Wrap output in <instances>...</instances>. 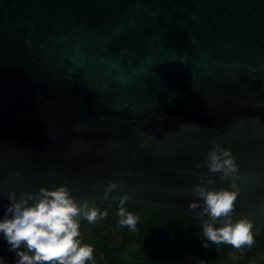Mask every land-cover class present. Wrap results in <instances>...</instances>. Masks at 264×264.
<instances>
[{"label": "water", "instance_id": "water-1", "mask_svg": "<svg viewBox=\"0 0 264 264\" xmlns=\"http://www.w3.org/2000/svg\"><path fill=\"white\" fill-rule=\"evenodd\" d=\"M214 142L240 167L233 219L261 237L264 0H0V219L11 191L67 186L203 229L192 186L232 182L197 168ZM109 180L122 190L105 199ZM9 248L0 234V257Z\"/></svg>", "mask_w": 264, "mask_h": 264}, {"label": "clouds", "instance_id": "clouds-1", "mask_svg": "<svg viewBox=\"0 0 264 264\" xmlns=\"http://www.w3.org/2000/svg\"><path fill=\"white\" fill-rule=\"evenodd\" d=\"M201 167H207L210 174L220 173L222 181H232L228 188L217 190L203 186L205 182L211 186L214 181L201 176L199 184L192 186L193 195L200 203L190 204V209L200 218L210 217L203 225L204 247L212 244L230 245L237 250L245 246L250 248L255 243L253 220L247 216L233 219L242 191L236 181L242 177L231 149L214 142L213 150L197 165V168ZM14 176L20 178L19 173ZM97 189L98 186H92L93 191ZM118 189L121 186L109 180L104 190L105 199ZM130 199L129 195H124L119 201V224L135 231L140 218L124 207ZM8 200L10 205L0 219V234L10 245L9 251L15 253L16 264H95L94 247L80 239V220L83 218L89 224H95L107 218V210L101 211L95 204L90 206L87 200L77 201L67 186L21 192L19 198L11 191ZM201 207L203 211L197 212ZM216 221H220L221 226L216 227ZM22 247L26 250H21Z\"/></svg>", "mask_w": 264, "mask_h": 264}, {"label": "trees", "instance_id": "trees-1", "mask_svg": "<svg viewBox=\"0 0 264 264\" xmlns=\"http://www.w3.org/2000/svg\"><path fill=\"white\" fill-rule=\"evenodd\" d=\"M126 205L135 208V205ZM154 210L158 213L151 215L152 218L156 217L152 225L159 233L157 242L160 248L151 252L136 248L131 254L132 258L127 256L117 260L119 256L116 255L109 259L108 264H185L188 256L203 264H264V232L261 237L254 236L255 243L250 248L245 246L239 249L229 261L221 251V245L204 247L203 229L191 219L177 211L167 213L157 208ZM215 226L221 225L215 222ZM16 260L15 253H11L9 262L12 264Z\"/></svg>", "mask_w": 264, "mask_h": 264}, {"label": "flooded vegetation", "instance_id": "flooded-vegetation-1", "mask_svg": "<svg viewBox=\"0 0 264 264\" xmlns=\"http://www.w3.org/2000/svg\"><path fill=\"white\" fill-rule=\"evenodd\" d=\"M96 207L101 211L107 210V218L98 220L95 224H89L85 220L80 225V239L83 243L90 244L95 249L93 253L95 264H108L109 259L117 257L116 255L119 256L117 260L127 256L132 258L131 254H134L136 248H143L148 252L157 251L160 248L157 242L159 233L152 225V220H156V217L152 218L151 215H157L158 213L154 208L147 205H135V208H130L129 205L125 204L124 207L127 211L140 218L136 230L131 231L128 227H121L119 224V203L103 201L96 204ZM216 223H220V221H216ZM111 229H114L117 235L122 237L121 247L119 248L113 247ZM139 238H148L150 242H141L138 240ZM220 247L221 251L224 247L229 249L228 251H222L224 254L231 253L234 255L239 251L233 249L230 245H221ZM9 258L10 256L6 259L9 260ZM88 264H92V262H88Z\"/></svg>", "mask_w": 264, "mask_h": 264}, {"label": "rangeland", "instance_id": "rangeland-1", "mask_svg": "<svg viewBox=\"0 0 264 264\" xmlns=\"http://www.w3.org/2000/svg\"><path fill=\"white\" fill-rule=\"evenodd\" d=\"M225 255H226V259H227V260L232 261L233 256H232L231 253H227V254H225ZM262 259H264V257H263ZM16 261H17V260H16ZM16 261H15L14 263H12V264H16ZM0 264H11V263H10L9 260L6 259V258H0ZM185 264H203V263L200 262V261H198V260H195V259L192 258V257H187V258H186V261H185Z\"/></svg>", "mask_w": 264, "mask_h": 264}]
</instances>
